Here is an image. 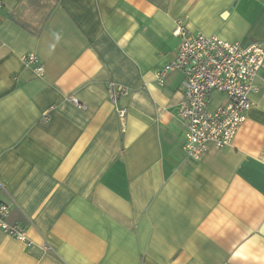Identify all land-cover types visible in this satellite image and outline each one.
<instances>
[{"label": "crops", "instance_id": "0c3cea01", "mask_svg": "<svg viewBox=\"0 0 264 264\" xmlns=\"http://www.w3.org/2000/svg\"><path fill=\"white\" fill-rule=\"evenodd\" d=\"M2 2L0 202L30 244L0 229V264H264V65L232 145L199 160L184 75L156 78L179 24L264 45V0ZM110 83L127 89L117 105Z\"/></svg>", "mask_w": 264, "mask_h": 264}, {"label": "built area", "instance_id": "2783aa9c", "mask_svg": "<svg viewBox=\"0 0 264 264\" xmlns=\"http://www.w3.org/2000/svg\"><path fill=\"white\" fill-rule=\"evenodd\" d=\"M2 4L0 0V8ZM173 33L181 37V46L176 59L159 69L156 78L163 85L172 72L184 75V150L189 159L199 160L207 152L208 143H214L221 150L231 146L236 138L253 105L250 96L261 90L256 80L264 65V45L252 43L244 47L217 36L191 34L182 24ZM23 61L34 69L37 77L44 74V67L35 54L25 55ZM126 91L114 83L108 85L109 99L115 105ZM213 94L226 96L227 102L209 111ZM118 114L123 119L126 110L119 109ZM10 212L11 207L0 202V229L16 241L30 244L19 223H8Z\"/></svg>", "mask_w": 264, "mask_h": 264}]
</instances>
